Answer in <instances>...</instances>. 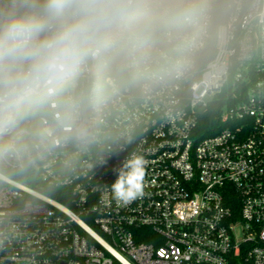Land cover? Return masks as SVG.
<instances>
[{
    "label": "built area",
    "instance_id": "2783aa9c",
    "mask_svg": "<svg viewBox=\"0 0 264 264\" xmlns=\"http://www.w3.org/2000/svg\"><path fill=\"white\" fill-rule=\"evenodd\" d=\"M184 2L188 63L114 76L95 144L0 161V264H264V0ZM132 154L144 195L124 205L111 185Z\"/></svg>",
    "mask_w": 264,
    "mask_h": 264
},
{
    "label": "clouds",
    "instance_id": "9594fccd",
    "mask_svg": "<svg viewBox=\"0 0 264 264\" xmlns=\"http://www.w3.org/2000/svg\"><path fill=\"white\" fill-rule=\"evenodd\" d=\"M195 15L184 0H0V161L46 151L54 136L95 144L114 76L186 65L198 33L182 29ZM146 164L124 161L111 185L118 202L144 195Z\"/></svg>",
    "mask_w": 264,
    "mask_h": 264
},
{
    "label": "trees",
    "instance_id": "16d2710c",
    "mask_svg": "<svg viewBox=\"0 0 264 264\" xmlns=\"http://www.w3.org/2000/svg\"><path fill=\"white\" fill-rule=\"evenodd\" d=\"M208 52H209L208 57H211V55L213 54V47H210ZM213 114H214V112H211V113H208L207 116H208V115L211 116V115H213ZM209 126H211V125H209ZM202 128L207 132V134L211 132V131H209V130H206V128H208V124H206V121H205V123L202 125Z\"/></svg>",
    "mask_w": 264,
    "mask_h": 264
}]
</instances>
